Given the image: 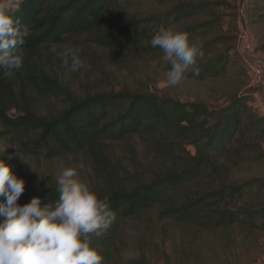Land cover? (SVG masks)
Segmentation results:
<instances>
[{"label": "trees", "instance_id": "16d2710c", "mask_svg": "<svg viewBox=\"0 0 264 264\" xmlns=\"http://www.w3.org/2000/svg\"><path fill=\"white\" fill-rule=\"evenodd\" d=\"M4 1L0 9L27 31L15 46L23 67L12 78L0 74V141L14 134L26 155L83 156L89 162L90 188L107 197L116 215L105 233L89 237L102 264H149L145 247L158 251L161 235L173 236V251L181 254L177 264L201 260L204 234L226 241V232L237 227L264 232V177H230L229 164L238 165L257 147L264 156V116L248 106L246 96L213 109L127 87L80 95L56 74L64 58L51 51L80 46L76 38L85 37L99 48L157 55L162 52L150 40L161 27L190 41L204 36L220 22L217 3L181 0L168 12L137 19L125 10L128 0ZM254 2L257 22L264 24V0ZM195 45L198 76L227 71L226 54L213 41ZM187 72L193 75V68ZM50 98L61 108L42 113L39 104ZM138 141L146 146L142 153ZM56 189L41 193L42 202L58 199ZM131 251L140 255L129 257Z\"/></svg>", "mask_w": 264, "mask_h": 264}, {"label": "rangeland", "instance_id": "374dc122", "mask_svg": "<svg viewBox=\"0 0 264 264\" xmlns=\"http://www.w3.org/2000/svg\"><path fill=\"white\" fill-rule=\"evenodd\" d=\"M6 5L7 1L2 0ZM181 0H128L125 10L137 19L148 18L155 14L170 11ZM217 3V17L220 22L213 28L205 29V35L190 41L194 44L213 41L218 53L226 54L227 71L217 76L185 74V78L175 86H170L165 79L168 70L162 60L163 53L153 55L130 50L116 51L97 47L87 38L79 37L80 46L70 43L68 47L79 49V56L90 68L79 71L67 70L65 60L63 67L56 72L71 88L84 95L104 90H121L129 88L143 93H154L162 97H170L183 103H205L213 109L230 106L239 96H246L248 106L256 113L264 116V24L257 22L255 0H194ZM206 18V16H205ZM205 20L196 18L195 22ZM256 62L261 68L260 79L252 82L249 75L250 64ZM70 63V61H69ZM191 70V67L190 69ZM198 72V69H195ZM199 74V72H198ZM42 99V96L40 97ZM59 109L61 105L55 98L43 99L39 104L42 113L50 109ZM12 110L10 114H17ZM14 134L0 141V159H4L11 170L25 181V190L18 203L24 204L26 197L39 196L46 189L57 188L56 178L67 167L76 169L80 181L90 185L91 169L89 162L83 157H56L48 159L44 155H26L19 150ZM139 153L145 151V144L138 141ZM264 148V145H263ZM193 152L195 148L189 147ZM238 165L229 164L231 179L241 182L248 178L264 177V156L259 147ZM119 153H125L118 148ZM262 153V154H261ZM136 235L135 231H130ZM172 235L159 236L158 251L146 249L149 264H167L164 253L173 260L179 252H174ZM224 236V235H223ZM173 237V236H172ZM225 237V236H224ZM201 246L202 257L196 262L177 264H264V232L259 229L237 227L226 232V241L219 235L204 234ZM177 241L180 242L179 237ZM135 250V249H134ZM140 255L131 251L128 256Z\"/></svg>", "mask_w": 264, "mask_h": 264}, {"label": "clouds", "instance_id": "9594fccd", "mask_svg": "<svg viewBox=\"0 0 264 264\" xmlns=\"http://www.w3.org/2000/svg\"><path fill=\"white\" fill-rule=\"evenodd\" d=\"M26 29L19 18L0 9V74L12 78L23 67L21 49ZM169 69L164 76L170 86L178 85L189 68L198 75L194 65L199 48L188 36L169 27H161L151 38ZM53 53L67 57L70 72L85 65L79 49L65 47ZM70 61V63H69ZM58 199L43 203L34 196L20 204L25 181L0 159V264H102V256L90 243L89 237L105 233L116 215L107 197L101 198L90 186L77 177L76 169L67 167L56 178Z\"/></svg>", "mask_w": 264, "mask_h": 264}, {"label": "built area", "instance_id": "2783aa9c", "mask_svg": "<svg viewBox=\"0 0 264 264\" xmlns=\"http://www.w3.org/2000/svg\"><path fill=\"white\" fill-rule=\"evenodd\" d=\"M249 69V75L252 78V82L259 80L261 75V68L259 65H257L256 62H252Z\"/></svg>", "mask_w": 264, "mask_h": 264}]
</instances>
